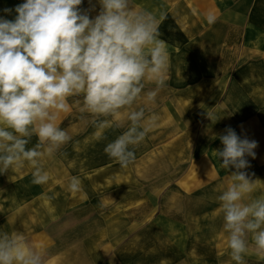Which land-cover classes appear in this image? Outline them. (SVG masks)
<instances>
[{
    "label": "rangeland",
    "instance_id": "1",
    "mask_svg": "<svg viewBox=\"0 0 264 264\" xmlns=\"http://www.w3.org/2000/svg\"><path fill=\"white\" fill-rule=\"evenodd\" d=\"M25 0H0V17L14 20ZM134 10L158 18L159 39L169 55L165 85L154 102L145 93L156 89L145 81L141 96L104 128L81 113L83 96L68 98L69 112L57 121L71 139L42 158L50 175L46 184L32 183V167L0 173V233L24 235L30 245L42 244L45 264H236L231 259L218 196L235 168L224 169L215 150L219 136L233 128L257 142L255 157L244 169L256 181L245 202L264 196V42L259 6L253 4L252 34L235 28L191 26L186 35L171 9L180 0H132ZM192 3L184 1V8ZM4 9H12L6 13ZM94 19L99 0L80 6ZM193 23L196 21L193 20ZM203 29L207 33L199 34ZM234 38L225 42L222 39ZM144 108L157 116L145 139L132 146L136 159L127 167L104 151L130 126V111ZM207 113L212 116V120ZM117 120L120 126L117 125ZM33 135L27 145L34 147ZM254 174V175H253ZM80 189L68 190L71 178ZM245 264H264L248 234Z\"/></svg>",
    "mask_w": 264,
    "mask_h": 264
},
{
    "label": "clouds",
    "instance_id": "2",
    "mask_svg": "<svg viewBox=\"0 0 264 264\" xmlns=\"http://www.w3.org/2000/svg\"><path fill=\"white\" fill-rule=\"evenodd\" d=\"M99 2L101 11L94 19L81 11L83 0H25L16 6L14 20L0 17V173L27 162L33 184L49 181L41 161L71 139L57 123L70 110L69 97L82 95L81 113L90 114L93 125L104 128L109 120L98 118L117 119L141 96L145 81L157 86L145 93L151 102L165 85L169 55L158 38L165 14L158 18L137 12L132 0ZM4 11L10 14L12 9ZM206 20L213 24L216 17L209 12ZM127 120V130L104 149L121 167L135 161L132 146L145 139L157 116L146 118L140 108L130 111ZM33 135L38 142L28 148ZM219 139L223 148L215 153L221 167L235 168L218 196L231 259L245 264L251 234L255 253L264 260V196L245 202L256 181L243 171L250 167L246 157H255L257 142L241 138L231 127ZM79 189V178L73 176L68 190ZM44 257L42 244L30 245L19 233H0V264H45Z\"/></svg>",
    "mask_w": 264,
    "mask_h": 264
},
{
    "label": "crops",
    "instance_id": "3",
    "mask_svg": "<svg viewBox=\"0 0 264 264\" xmlns=\"http://www.w3.org/2000/svg\"><path fill=\"white\" fill-rule=\"evenodd\" d=\"M175 1V0H173ZM192 3V7L188 5L184 8L183 3ZM180 9H171L170 19H178L180 25L185 27L186 35L191 34V26L210 27L214 31L216 29H224V36H234L235 28H242L243 33L252 34L251 24L253 15V4L259 6L261 24H259L260 32L263 38L260 40L264 42V0H180ZM211 12L215 15V23L209 24L206 20V15ZM193 20L196 23H193ZM207 33V29H203L199 34ZM225 42L235 41L234 38L222 39Z\"/></svg>",
    "mask_w": 264,
    "mask_h": 264
}]
</instances>
